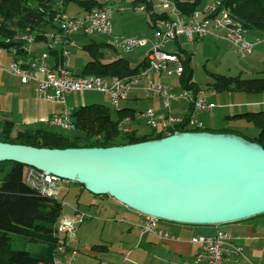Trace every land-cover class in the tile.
<instances>
[{
	"label": "trees",
	"instance_id": "1",
	"mask_svg": "<svg viewBox=\"0 0 264 264\" xmlns=\"http://www.w3.org/2000/svg\"><path fill=\"white\" fill-rule=\"evenodd\" d=\"M186 17L196 12L200 0H173ZM75 4L85 13L102 10L104 3L100 0H0V49L16 51V59L27 54L25 43L21 38L32 37L35 42H47L46 35L52 32L62 33L60 20L66 15V7ZM134 9L143 8L149 13L152 26L155 21L165 18V14L156 15L152 0H132ZM220 9L229 11L230 16L238 22L245 33H264V0H221ZM111 44L91 42L83 47L90 59L81 75L105 79H127L138 76L148 66L147 59L132 66L121 57L105 63L106 49ZM180 48V46H179ZM184 56V73L179 77L180 86L196 96L200 90L193 81L194 71L191 55L179 49ZM53 54L58 55L57 51ZM60 62V61H59ZM260 77L242 79L240 76L226 77L213 75L212 87L222 93H264V72ZM119 120L114 121L110 110L104 105H81L72 111L75 135H64L51 131H15L14 125L5 122L0 127V142L19 144L36 148H108L159 140L165 134H147L138 136L134 131L126 133L128 126L137 118V113L128 108L117 111ZM129 118L126 130L119 126L120 119ZM232 119H245L258 128L256 137L245 139L259 144L264 149V112H248L233 116ZM209 132L204 129H189L178 126L175 132ZM155 132V131H154ZM212 133H231L218 131ZM30 168L21 164L5 161L0 163V264H54L59 247L66 245L65 235L57 232V224L63 217L62 203L46 198L29 187L25 182V172ZM77 184V183H76ZM79 185V184H78ZM83 190L85 188L79 185ZM12 236L22 237L28 242L40 244L38 252L15 250ZM103 246H94L93 250H102Z\"/></svg>",
	"mask_w": 264,
	"mask_h": 264
},
{
	"label": "water",
	"instance_id": "2",
	"mask_svg": "<svg viewBox=\"0 0 264 264\" xmlns=\"http://www.w3.org/2000/svg\"><path fill=\"white\" fill-rule=\"evenodd\" d=\"M10 161L162 221L215 226L264 214V149L231 133L175 132L108 148L0 142Z\"/></svg>",
	"mask_w": 264,
	"mask_h": 264
},
{
	"label": "crops",
	"instance_id": "3",
	"mask_svg": "<svg viewBox=\"0 0 264 264\" xmlns=\"http://www.w3.org/2000/svg\"><path fill=\"white\" fill-rule=\"evenodd\" d=\"M66 16H68L67 13ZM69 17L79 18L80 16L73 15ZM222 32L223 34L218 33L215 36L226 40L225 32ZM247 34L255 38L254 40L260 39L261 43L264 42V33L247 32ZM80 36L84 35H62L53 41L35 42L31 46L30 52L20 59L29 63L35 58L48 54L46 63L50 67H55L59 64L61 58H63L62 52L66 50L69 52V55L65 59L68 61L70 70L76 75H81L88 61L84 60L82 62L83 58H80L77 53L73 56L71 49L69 50V48L75 47L77 44L76 39ZM252 38L249 41L254 43ZM91 42L97 41L91 40L89 43ZM111 49L114 53L115 60L116 52L113 48ZM256 50L262 52L264 51V47H257ZM54 51L58 52L57 56L53 54ZM4 52L7 51L0 49V65L2 63L6 66L14 60V55L12 52H7L9 55L4 56ZM50 57L52 58L49 59ZM138 64L131 65L137 66ZM80 70L82 72L78 74L77 72ZM175 80H177V83H180L179 77H176ZM171 84L168 85L171 86ZM145 87L139 83L132 91L129 99L123 102L124 105L122 108H128L135 112L139 111L137 114L150 108L161 114L170 113L174 117L190 116L191 107L189 106L187 108L180 101H176L168 111L163 109L160 97L146 95L144 91ZM79 94L75 93L66 96L62 103L45 101L38 97L35 82L23 85L18 78L0 70V127L3 123L10 122L14 125L16 132L43 130L63 134L64 129L53 126L51 119L54 113H60L65 109L73 111L77 107L84 105L78 98ZM228 94L229 98L221 100L220 102L222 104L220 105L214 100H209L217 106L212 112H203V115L201 113L198 114L199 116L196 115V119L203 123L204 130L209 132L233 130L237 133H242L240 131L243 130L231 129L230 126L226 127L222 124V121L226 119L235 121L236 119H232L233 116L248 112H264V93L228 92ZM141 104H143L144 108L141 110L135 109V105ZM223 109H230L229 113L225 114V116H223V111H218ZM138 119L144 121V118L138 117ZM138 119L134 122H139ZM131 125L132 123L128 126L126 133L134 131L138 136L155 133L148 126L151 129L150 132L139 134L137 129L131 127ZM253 137H256V135L253 134L250 136V138ZM109 206L116 213H122L127 218V222H117L112 218H108L110 222L114 220L116 223L113 222L111 225H106V223L100 225L98 223L95 225V230L91 233L89 229H85L80 234L77 232L71 238L66 237L68 249L75 250L78 253L74 264H183L184 262H191L198 254L199 246L192 243L191 240L193 237L198 235L213 236L219 232L228 234L231 241L243 250L242 256L231 252L227 254L225 259L228 264H264V214L238 222L215 226L187 225L161 220L159 222L160 229L168 232L171 236L169 239L162 240L140 229L139 226L143 220V216L140 213L121 204L119 206L108 202L107 208ZM95 239H97L96 242H94ZM94 246H103L104 248L102 250H93Z\"/></svg>",
	"mask_w": 264,
	"mask_h": 264
},
{
	"label": "built area",
	"instance_id": "4",
	"mask_svg": "<svg viewBox=\"0 0 264 264\" xmlns=\"http://www.w3.org/2000/svg\"><path fill=\"white\" fill-rule=\"evenodd\" d=\"M104 1L101 0V2ZM159 2L165 18H159L155 21V32L152 40L144 37L135 38L113 35L112 10L101 12L99 15L84 17L82 25H73V18L62 16L61 20H69V27L61 28L62 33H48L46 37L48 40L53 41L62 35L81 34L87 37L104 35L112 39L111 46L116 52V59L137 48L150 45L145 57L148 66L141 73H146L147 76L155 73L167 77H180L184 73L185 68L184 56L177 51H166V46L169 43L177 42L181 36L192 42L196 38L210 35L213 30H220V27H232L230 23H222L220 21V14H228L229 11H222L220 9L221 0H218L214 7H206L203 13L196 11L191 17H186L173 0H159ZM21 39L25 43V51L29 53L35 40ZM225 39L233 40V48L241 58L252 55L256 46L255 43L248 41L245 37L237 35L225 36ZM257 41L258 43L261 42L260 39ZM12 54L14 55V60L8 66L0 65V70L18 78L23 85L35 82L38 97L45 101L62 103L65 97L71 94L97 92L108 97L111 105L120 110L121 103L127 101L132 91L137 87V85L116 86L114 83L109 88H101V86L100 88H91V85L88 84V77L95 76L74 74L65 59L69 55L66 50L62 52L63 58L55 67H50L46 63L48 54L35 58L29 63L24 60H16L15 50H12ZM144 91L148 96H159L163 109L167 111L172 108L176 101L180 100H186L191 107L189 117H174L170 113L161 114L150 108L144 110V121L147 126L155 125L156 134L168 136L178 126L186 128V124H196V129H203V123L196 119V115L203 112H212L217 107L202 94H197L196 96L193 94L189 97L187 92H184L177 95L172 86L160 83L154 84L151 80L144 88ZM71 116L72 110L68 109L60 113H54L51 124L64 130L73 129ZM164 119H171V127H163ZM128 122L127 117L120 119L119 126L126 130ZM24 178L26 184L42 196L62 203L61 193L64 184L60 180L50 178L49 174L33 175L31 171L25 172ZM142 216L143 220L139 227L143 232L152 234L162 240L171 238L168 232L160 229V220L158 218ZM85 220L86 216L78 214L77 211L75 217L63 216L57 224V232L65 236L76 235L79 226ZM191 241L199 246L198 254L191 262H184L183 264H228L225 258L230 252L238 256L243 255L241 247L233 243L228 234L222 232L213 236L198 235L193 237ZM58 253L54 264H74L78 254L75 250H67L65 246L59 247Z\"/></svg>",
	"mask_w": 264,
	"mask_h": 264
},
{
	"label": "rangeland",
	"instance_id": "5",
	"mask_svg": "<svg viewBox=\"0 0 264 264\" xmlns=\"http://www.w3.org/2000/svg\"><path fill=\"white\" fill-rule=\"evenodd\" d=\"M217 1L218 0H200L196 11H198L199 13H203L206 7H214L217 4ZM114 2V0H111V5L109 4V6L112 7L113 35L135 38L144 37L148 40H152L155 28L152 26L149 13L143 11L142 8L134 9L132 6V0H119V2ZM152 2L154 13L156 15H162L164 11L160 6L159 0H152ZM104 8L105 6L102 9ZM66 13L68 15L67 17L74 15L80 16L79 18H81L86 15V13L84 14L83 10L75 4H70L69 6H67ZM218 33L223 34L221 30H213L211 31L210 35H206L202 38H196L192 42L187 41L184 36H181L177 42L169 43V45H167L165 49L168 52H179V49L181 48L182 50H185L189 55H191V65L194 71L193 81L201 91L200 94H202L208 100H214L217 104L220 105L222 104L220 101L228 99L229 94L226 92L219 93L214 90V88L212 87V84L214 83L213 75H221L226 77L240 76L242 79L260 77L262 75L261 72L264 70V51L261 52L256 50V52L255 49L257 47H264V42L258 43V39L254 40L255 38H252L251 35L245 33V38L248 41L252 38L256 46L252 55L246 58H241L227 40H222L215 36L218 35ZM91 40H95L99 43H112L111 38L102 35H96L94 37L80 36L76 39L77 44L75 45V47H71L69 48V50L71 49L73 56H75V54L77 53L80 58H83L82 62H84V60L89 61L90 58L88 53L84 52L82 49L83 46L85 44H88ZM149 49L150 45L145 48H137L129 53L123 54L122 56L126 58L132 65H135L145 59L146 53L149 51ZM105 53V63L114 60V53L112 49H106ZM3 54L4 56L9 55L7 52H4ZM51 58L52 57H50L49 59ZM1 65L3 64L1 63ZM81 72L82 71L80 70L77 73L80 74ZM175 79L176 77H167L164 75L162 76L152 73L147 77H142L139 83L141 86L143 85V87L147 86L150 80L153 81L154 84L160 83L163 85H168L172 83L173 85L171 84V86H173V90L177 95H180L184 92H187L189 97L193 95V92L184 90L180 86V83H177V80ZM78 98L84 105L97 104L108 107L112 119L114 121L119 120L117 112L118 109L113 107L110 103L109 98L104 96L103 94L97 92H84L80 93ZM180 102L186 105L187 108L190 106L189 102H187L186 100H180ZM123 105L124 103L122 102L120 108H122ZM135 106V109L137 110H141L142 108H144L143 104ZM229 110L223 109L218 111H223V116H225V114L229 113ZM203 114L204 113H201V115ZM138 121L139 122L132 123L131 127L137 129L139 134H143L145 132L148 133L151 131V127L149 128L146 123L144 124V121L142 119H138ZM222 124L226 127L230 126L231 129L243 130L240 131L242 133H237L233 130H226L230 131L231 134H236L241 137H250L253 134L257 136L259 133L258 128H256L252 123H249L245 119H236L235 121L226 119L222 121ZM63 132L64 135L73 136L77 131L74 129H70L64 130ZM122 133L124 135L126 134V132L123 131ZM2 176L3 173L0 174V178H2ZM62 183L64 184L61 193L62 204L64 206L63 216L75 217L76 211L78 212V214H83L86 216V220L83 222V225L79 226L78 234H80L81 231H84L85 229H89L90 233L93 232L95 230V225L98 223L100 225H103L104 223H106V225H111V223H116V221L124 223L127 222V218L122 215V213H116L111 206L107 208L108 202L112 203L113 205L120 206V204H118L109 196L92 195L86 190H83L78 184L74 182L62 181ZM108 218H112L116 221L112 220L110 222ZM125 226L127 225L125 224ZM59 235L63 236L62 234ZM67 237L71 238L72 236ZM96 240L97 239H95L94 242H96ZM12 245L15 250L28 251L31 253L38 252V250L40 249V244L28 242L24 238L18 236H12Z\"/></svg>",
	"mask_w": 264,
	"mask_h": 264
},
{
	"label": "bare ground",
	"instance_id": "6",
	"mask_svg": "<svg viewBox=\"0 0 264 264\" xmlns=\"http://www.w3.org/2000/svg\"><path fill=\"white\" fill-rule=\"evenodd\" d=\"M117 1L119 2V0H116V2ZM100 2H101V0H100ZM102 3H104L106 5L104 9L93 10L89 13H86V15L84 17H88L89 15H99V13H101V12L112 10V7L109 6V4L111 5V0H105ZM222 11H227V10L222 9ZM64 16H66V15H64ZM84 17L73 18V25H82ZM220 21L222 23H230V26H232V27H220V30L225 32V36L237 35L239 37H245V32L242 29L241 25L238 22L234 21L229 13L228 14H220ZM60 25H61V28L69 27V20H60ZM23 39L34 40L32 37H24V36H23ZM227 41L233 46V40H227ZM16 60H21V59H16ZM142 77H147V74L146 73H140L138 76L127 78V79H105V78H99V77H88V84L91 85V88H100V86H101V88H109L114 83L116 84V86H134V85L139 84V81ZM137 117L144 118V113L138 114ZM127 121L130 122L131 120L129 118H127ZM71 126H73V129H74L72 117H71ZM148 126L151 127V129H153L155 131V125H148ZM163 127H171V119H164L163 120ZM186 127L189 129H196V124H186ZM28 168H30L29 171H31L33 173V175H44V174H46V173L39 171L35 168H32V167H28ZM49 177L52 179H55V180H60V182L64 181V180H62L56 176H53L51 174H49Z\"/></svg>",
	"mask_w": 264,
	"mask_h": 264
}]
</instances>
